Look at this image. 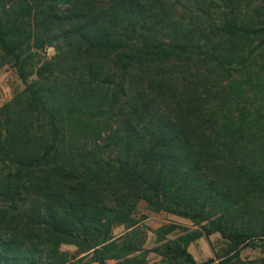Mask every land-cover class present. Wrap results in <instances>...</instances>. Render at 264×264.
Segmentation results:
<instances>
[{
    "label": "trees",
    "instance_id": "1",
    "mask_svg": "<svg viewBox=\"0 0 264 264\" xmlns=\"http://www.w3.org/2000/svg\"><path fill=\"white\" fill-rule=\"evenodd\" d=\"M7 62L25 86L0 107V263L66 264L68 243L107 264L143 199L227 244L198 262L174 238L132 264H247L248 245L264 264V0H0Z\"/></svg>",
    "mask_w": 264,
    "mask_h": 264
},
{
    "label": "rangeland",
    "instance_id": "2",
    "mask_svg": "<svg viewBox=\"0 0 264 264\" xmlns=\"http://www.w3.org/2000/svg\"><path fill=\"white\" fill-rule=\"evenodd\" d=\"M52 50V47H48L47 53L50 54ZM31 76L33 74H29V78ZM24 86V79L19 74L17 67L11 62L4 63L0 67V107L10 101L16 92L22 90ZM256 92L263 98V101L259 103L264 106V88L257 89ZM106 119H108V115H100L99 120L90 121L92 128L94 131L96 130L95 135L110 128L111 122L109 119L105 122ZM66 123L67 131L71 134L69 138H82L84 132L88 133L84 129L85 122L82 117L70 118ZM262 156V151L253 156L252 163L256 167L264 163ZM253 201L254 208L264 209V191L255 195ZM245 216L247 215L245 214ZM131 218L134 222L129 227H127V221L116 223L113 233L118 235L117 243L119 245L128 243L132 249L124 255L108 258L107 264H132L128 260L134 257L140 259L144 257L148 263L160 261L161 255L157 252L158 249H162L163 244L174 238H180L182 241L188 239L187 249L198 262H204L211 257L215 258L220 255L223 247L227 244V240L218 231L206 233L203 226L209 223V218L198 221L168 209H155L143 199L135 204ZM60 250L66 253L69 258L66 264H96L90 255L78 253V247L74 244L62 243ZM240 256L249 260L247 264H261L260 259L263 252L260 246L248 245L240 250Z\"/></svg>",
    "mask_w": 264,
    "mask_h": 264
},
{
    "label": "crops",
    "instance_id": "3",
    "mask_svg": "<svg viewBox=\"0 0 264 264\" xmlns=\"http://www.w3.org/2000/svg\"><path fill=\"white\" fill-rule=\"evenodd\" d=\"M96 264H97V262H96Z\"/></svg>",
    "mask_w": 264,
    "mask_h": 264
},
{
    "label": "built area",
    "instance_id": "4",
    "mask_svg": "<svg viewBox=\"0 0 264 264\" xmlns=\"http://www.w3.org/2000/svg\"><path fill=\"white\" fill-rule=\"evenodd\" d=\"M3 264V263H2Z\"/></svg>",
    "mask_w": 264,
    "mask_h": 264
}]
</instances>
